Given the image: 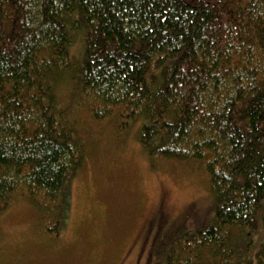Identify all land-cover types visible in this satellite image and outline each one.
<instances>
[{
  "label": "trees",
  "instance_id": "obj_1",
  "mask_svg": "<svg viewBox=\"0 0 264 264\" xmlns=\"http://www.w3.org/2000/svg\"><path fill=\"white\" fill-rule=\"evenodd\" d=\"M87 115L138 124L153 163L205 174L215 222L172 239L165 264H264V243L236 249L264 199V0H0V211L25 197L58 233Z\"/></svg>",
  "mask_w": 264,
  "mask_h": 264
},
{
  "label": "rangeland",
  "instance_id": "obj_2",
  "mask_svg": "<svg viewBox=\"0 0 264 264\" xmlns=\"http://www.w3.org/2000/svg\"><path fill=\"white\" fill-rule=\"evenodd\" d=\"M70 53L82 61L84 38ZM67 77L56 84L65 106L72 98ZM87 118L86 158L66 182L58 233L53 211L25 197L13 199L0 211V264H165L172 239L178 245L184 235L215 222L216 201L197 163H153L137 140L138 124L120 130L116 121ZM263 214L264 199L256 229L236 235L244 259H254L264 243ZM157 219H162L159 239L141 247L143 232Z\"/></svg>",
  "mask_w": 264,
  "mask_h": 264
},
{
  "label": "flooded vegetation",
  "instance_id": "obj_3",
  "mask_svg": "<svg viewBox=\"0 0 264 264\" xmlns=\"http://www.w3.org/2000/svg\"><path fill=\"white\" fill-rule=\"evenodd\" d=\"M160 216H158L157 218H159ZM162 222V219H161ZM161 222L160 219H157L155 221H152L149 225H148V229H146L144 236L142 233V245L141 247H145L146 246V242L147 244L153 240V242L159 239L160 237V233H161Z\"/></svg>",
  "mask_w": 264,
  "mask_h": 264
}]
</instances>
